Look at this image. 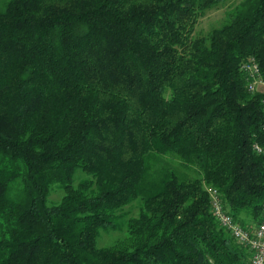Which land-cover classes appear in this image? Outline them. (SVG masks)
Wrapping results in <instances>:
<instances>
[{
	"label": "trees",
	"instance_id": "obj_1",
	"mask_svg": "<svg viewBox=\"0 0 264 264\" xmlns=\"http://www.w3.org/2000/svg\"><path fill=\"white\" fill-rule=\"evenodd\" d=\"M8 0L0 9V264H246L264 202V0ZM80 170L88 175L74 183ZM63 189L58 203L47 198ZM126 233L97 246L102 228Z\"/></svg>",
	"mask_w": 264,
	"mask_h": 264
},
{
	"label": "built area",
	"instance_id": "obj_2",
	"mask_svg": "<svg viewBox=\"0 0 264 264\" xmlns=\"http://www.w3.org/2000/svg\"><path fill=\"white\" fill-rule=\"evenodd\" d=\"M240 71L246 79V89L250 93L259 91L264 87V80L257 61L249 58L240 66ZM254 150L264 155V145L254 142ZM211 211L217 221L224 227L232 237L239 243L245 244L250 250V257L246 264H264V202L261 205L260 215L254 227L240 225L223 206L220 194L216 188L207 189Z\"/></svg>",
	"mask_w": 264,
	"mask_h": 264
},
{
	"label": "rangeland",
	"instance_id": "obj_3",
	"mask_svg": "<svg viewBox=\"0 0 264 264\" xmlns=\"http://www.w3.org/2000/svg\"><path fill=\"white\" fill-rule=\"evenodd\" d=\"M244 0H227L217 6V8L211 9L205 13V15L198 21L195 29L194 36H203L206 35L209 31L213 29L220 28L226 21L227 14L239 3ZM8 2V0H0V9L4 8V5ZM260 91L264 92V87L259 88ZM88 177V175L80 170H77L74 174V183H78L79 180ZM64 195V191L57 185H53L47 201L48 204L58 203L62 196ZM140 201L139 199H135L132 203L125 205L119 213L123 215L121 219L122 226L117 228H102L99 231V236L97 237V246L105 247L110 246L121 240L126 233L125 222L129 217H135L139 213ZM244 219L247 221L248 226L254 227L256 225L255 220L251 218L250 215H244ZM242 225V224H240ZM243 226V225H242Z\"/></svg>",
	"mask_w": 264,
	"mask_h": 264
}]
</instances>
